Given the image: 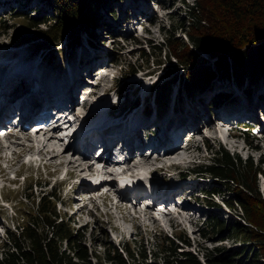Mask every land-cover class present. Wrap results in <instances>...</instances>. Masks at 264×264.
Masks as SVG:
<instances>
[{"label": "rangeland", "instance_id": "rangeland-1", "mask_svg": "<svg viewBox=\"0 0 264 264\" xmlns=\"http://www.w3.org/2000/svg\"><path fill=\"white\" fill-rule=\"evenodd\" d=\"M44 1L9 0L8 3L2 5L0 8V61L10 66L15 65V69H25V67L30 66V62L35 59L39 60V57H41L45 58V60L37 63L41 65L42 69L49 70L47 66H50L51 68H56L53 73L57 74V76L65 75L66 63H71V65L76 67L78 59L76 50L70 48L69 34H63L57 40V45L49 42L51 50L47 46V48H41L43 45L38 46L35 41L24 44L17 41L24 34H39L40 28L49 27L50 23L55 22L53 20L50 21L51 17L56 16L55 9H52L50 4H45ZM138 1L142 3L143 7L145 6V9H149L154 17L147 20L143 19L144 23L140 22L138 18H134L132 33L126 30L129 27L131 29V20L125 22L122 19L125 14L123 7L126 5V0H106L103 2L96 18L97 22L89 24V27L95 33L94 38L90 36L89 32L82 31L80 33L81 48L78 51L86 53L91 49V56L97 58L96 61H91L96 62L97 65L93 68V74L86 76L84 83L86 88L82 89L81 92L79 91L77 94V99H79L75 103L76 108L71 110L73 117L82 122L86 121V123H89V121H96L103 117L105 109L102 106H105L106 99L100 100L99 97L101 92L108 90L109 87L113 89L111 94H109L110 97H114L115 91L121 89V94L126 95V92L128 93L126 97L128 103L139 98L141 106H148L150 101H146L144 105L142 95L148 91L151 80H154L146 78L144 75L150 71L155 72L158 69H167V71L164 70L165 74H162L159 79L161 82L158 85L164 84L168 80L174 81L172 86L174 89H180L178 95L181 92V84L185 80L186 71L183 64H179L177 58L173 56L170 45L169 47L167 46V39L181 38L189 42L186 34L187 28L183 24L189 19L188 9L195 0ZM132 3L134 5V2ZM129 5H131V1ZM131 11L128 10V13L131 14ZM31 18L33 21L47 19L48 22L39 23L35 27L28 29L26 24ZM125 23L127 25H124ZM185 23L188 24V21ZM144 26L147 29L144 30ZM70 28L68 31H70ZM90 38L93 40L91 41ZM87 39L94 44L89 45L86 42ZM41 52L42 54L40 55ZM201 54L208 57L205 52ZM30 57L33 60L28 61ZM208 58H211L209 60L211 67L216 68V75L210 79L211 81H209L207 86L204 88L200 87L201 89L194 91L195 94L193 95L195 97L186 98L188 104L191 105V108H186L191 111L189 116L193 119H189L190 121L187 120L188 118L184 119L191 125H195L198 120L199 123L198 127L195 126V134H187L184 138L183 146L189 145L190 149H183L180 154H177L178 156H175L177 160H181L183 156H188L193 161L181 164L179 167L175 166L170 171L168 167L171 159L156 160V155L153 154L142 169H139L140 167L134 168V170L124 174L129 178L130 183L140 186L139 193L132 192L130 189H126L121 193V188L117 184V175L114 174L112 166L103 169L95 160L85 159V162L79 168L74 169V163L69 164L65 161L66 158L73 157V160H82L83 158L78 152L73 156V148L69 146V136L66 138L62 137L63 132L60 131L62 127L48 132L47 135L45 134L46 132L40 131L37 136L35 132L31 134L29 128L26 130L27 132L17 128L14 132L18 135L21 134V138L5 137L3 142L9 144L10 147L8 150L5 149L3 153L0 152V251L3 249V242L7 239L8 230H16L18 222L23 221L21 217L25 211L36 208L41 196L53 192L57 195L59 213L67 220L73 221V228L79 229L85 234L83 243L86 244L89 252L94 251L104 255L106 249L104 244L111 247L113 245L119 247L127 241L132 247L140 246V249L146 248L148 255L151 256V249H156L158 243L172 236L168 222L170 215L164 216L163 222H158L152 216V210H144L145 202L142 203L140 201L144 200L147 197L146 194L149 193H153L158 198H168L170 195L169 187L176 184L174 187L176 189L178 187V189L176 195L170 201L171 206H177L178 209L187 208V210L196 211V215L190 217V219H184L183 213L176 217V219H184L185 221L183 225L173 226L176 231L175 234L189 239L191 243L190 245L180 244L185 249L198 253L202 260H205L202 253L205 247L214 248L218 246L225 251L230 250V252L241 249L242 245H244L243 242L228 237V228L233 224V219L246 223L238 215V211H241L242 208L238 206L237 210H235L225 202L226 199L232 198L233 191L222 187L221 194L217 193L202 200V196L197 195L198 191L202 190L203 193H206L205 190L214 189L215 185H217L216 180L202 174H190L188 177L183 178L180 177V172L185 175L189 174L188 168H192L195 163L203 164L209 162L212 150H209L208 146L218 149L222 145L244 159L252 157L255 162H259L264 157V140L255 139V142L251 144L250 141L244 139V134L238 128L227 124L225 120H218L219 115H217V112L225 104H228L230 99L227 96L233 95V97L239 96L246 104L255 102L254 104L258 105L256 107L257 114L252 109L253 106H248L249 109L247 108L246 112H254L259 120L263 122L264 74L257 78L254 83H249V79L246 78L242 87L231 76V73L228 78L217 69L215 58ZM47 60H50L49 64ZM87 60H90V58H87ZM85 65H88L86 61L82 63V71L79 74L82 75ZM4 67L6 71L10 69L9 66ZM4 67L2 70H4ZM98 67L101 68L97 70ZM160 70L159 73L161 72ZM140 87L142 91H138ZM124 89L126 91H123ZM89 91L93 92L88 95ZM132 92L135 94L132 95ZM136 92H140L142 95L138 96ZM182 94L183 98H185L186 93L183 92ZM104 96L106 97V95ZM151 98H154L153 94ZM165 98L167 101V96ZM112 100L110 99L111 102H113ZM92 104L93 106L98 105L99 109L100 104H103L101 106L102 115L99 114V111L96 112L97 114L94 113L91 107ZM90 107L92 110L87 116V111ZM148 107L153 108L151 106ZM209 123L211 127H208ZM230 127L233 128L238 137L231 134ZM24 134H31L32 140H26ZM44 136L48 138L54 136L51 140L52 142L48 143L47 149L43 151L37 149L26 150L23 153L27 155L28 160L32 158L37 164L41 162L44 167L41 166L39 170H37V164L35 167L31 161L29 164H24L22 163V156L12 153L15 149H25L28 144H33L36 147L38 144L42 146L43 141L41 140ZM51 146L54 148L48 149ZM67 147H69V151L66 153V158L56 155L53 157V154L57 153L59 149L64 150ZM4 154L8 155V159L3 157ZM98 154L99 152L96 150V156ZM96 156L95 158H97ZM145 156H149V151L145 153ZM137 157L142 156L137 155ZM168 158H172V156ZM137 160L138 158L135 161ZM124 165L127 166L128 164ZM157 167L160 169L155 171ZM73 170L74 172L70 173ZM67 172L68 174H66ZM139 172L141 173V178H139V183H136L138 177L135 176ZM17 174H19V177H16L18 179H14ZM133 175L132 182L131 177ZM88 177H93L94 180L90 181ZM258 179L259 187L264 192V175L259 174ZM97 180H103V182L97 184L95 183ZM149 180L151 185H149ZM200 180L201 182L198 183ZM178 197L180 199L179 202H184L186 199L185 201H190L192 205L197 206L199 209L182 205L179 202L176 203ZM83 198L86 199L83 200ZM87 199L91 202L90 207H93V209L90 212L87 209H78L87 202ZM96 202L101 204V208H97ZM185 214L191 215L189 211L185 212ZM200 214L201 222L197 224L196 218ZM214 217L224 222V227L221 230L216 228L217 232L213 231L211 227ZM176 241L178 242V240ZM245 255L244 253L241 257H245ZM139 259L142 260L141 257ZM93 260L96 261V258H93Z\"/></svg>", "mask_w": 264, "mask_h": 264}, {"label": "trees", "instance_id": "trees-1", "mask_svg": "<svg viewBox=\"0 0 264 264\" xmlns=\"http://www.w3.org/2000/svg\"><path fill=\"white\" fill-rule=\"evenodd\" d=\"M104 1L48 0L56 11L50 21L55 22L40 28L39 34H24L17 41L42 37L57 42L67 33L77 43L82 31L94 38L89 24L97 22ZM188 11V24L185 21L183 26L187 28L189 42L168 38L167 46L184 66L183 84L190 94L207 86L216 75L208 57L215 58L217 69L228 78L231 73L242 87L246 78L254 83L264 74V0H195ZM46 21L31 18L26 25L30 29ZM171 82L159 86L160 102L168 94ZM255 139L248 136L252 144ZM208 148L212 150L210 161L190 172L216 180L213 192L221 193L222 187L233 191L232 198L225 202L235 210L240 206L238 215L246 223L233 219L228 237L243 242L241 249L230 252L218 246L205 247L201 250L205 258L202 260L198 253L180 244L190 245L189 239L176 236L158 243L156 249L150 250L151 256L146 248L132 247L127 241L119 247L104 244V255L89 252L83 243L85 234L59 213L57 195L49 192L40 197L36 208L25 211L15 231L8 230L0 251V264H264V192L258 183V175H264V157L255 162L252 157L244 159L222 145L218 149ZM211 227L217 232L216 228L221 230L224 222L214 217ZM244 253L245 257H241Z\"/></svg>", "mask_w": 264, "mask_h": 264}, {"label": "bare ground", "instance_id": "bare-ground-1", "mask_svg": "<svg viewBox=\"0 0 264 264\" xmlns=\"http://www.w3.org/2000/svg\"><path fill=\"white\" fill-rule=\"evenodd\" d=\"M130 1H131V5H129ZM132 2H134L135 7H133ZM44 3L47 4V1H44ZM125 3H126L125 6L132 7L131 14H129L126 8L123 7L125 10V14L124 16H122L123 17L122 19H124L125 22H129L130 20L134 19L135 15L136 17L140 19V22L143 19L147 20V19L154 17L152 12L149 9H145V6L143 7L142 3L139 2L138 0H128V1L126 0ZM142 22L144 23V21ZM124 25H127V24L125 23ZM132 26H133V22L131 23V29L128 26L129 28H127L126 30H128V32L131 31L132 33V30H133ZM144 29H147V28L145 27ZM72 38L73 37L69 38L70 48L78 47L79 43H81V35L79 37V42L77 43H75V41L73 42ZM31 41H35L38 46L39 45L42 46L41 44L44 42H47V44L49 45H50L49 42H52L54 45L56 44V42H54L53 40H46L42 37L33 38L31 40H25L21 42V44L29 43ZM86 42L88 43V39ZM49 45L44 44L41 48L44 49V47L47 46L51 50L52 48ZM80 46L77 49H75L76 54L78 56L76 67L74 65H71V63L69 64L66 63L65 75L57 76V74L53 73V71H55L56 68H53V67L51 68L50 66H47V65L46 66L49 67V70L42 69L41 65L37 63V62H42L43 60H45V58H41V57H39V60L38 59L33 60L30 57L28 61L29 60H33V61L30 62V66L25 67V69L16 68L17 69L16 70L14 68L15 65L10 66V65H7V63H3L4 66H9L10 69H8L6 73H2V79H3L2 83L4 86V92L2 93V96H0V108H11V107L15 108V111L18 112V115H21L20 125L22 127L21 129L22 131L27 132L26 126H27L28 121L30 122L34 117L36 118L37 108H36L35 102L37 101H43L45 99H48V97H51L53 95H58L57 101L60 102V105H64L66 107L65 111H62L63 114H66L68 111H70L71 113V110L76 108L75 103L79 99V98L77 99V94L81 86L85 83L86 76H91L93 74L94 66L97 65L96 62H91V61H96L97 59L96 57L91 56L90 54L91 49H89L86 53H80L78 51V49L81 48ZM41 54L42 52L40 53V55ZM87 58H90L89 60L90 62L88 63V65L84 66L83 72L81 75L79 74V72L82 71L81 65L83 62H85V60H87ZM3 61H6V60H3ZM49 61L50 60H47L48 64H49ZM3 67H2V64L0 63V68L3 69ZM159 70L160 69L156 70L152 74L151 72H147L146 74H144L146 78L154 79L153 81L151 80L149 89L148 91L145 92L144 95H142L140 92L139 93L136 92L138 96L142 95L144 105L146 104V101L149 100L150 104H148V106H151L153 108H150L147 105L141 106L140 105L141 101H139L138 97H137L138 99L136 100L134 99L135 101L132 100L136 105H138L137 107L133 108L131 106H128L125 108H120L122 104L121 100L119 101V103L111 102L109 97H107V96H110L109 94H111V89L109 88L108 90L102 91L99 97L100 100L106 99L104 105L108 107L106 109L105 106H102L103 104H100V108L102 106L104 107L103 109L105 110L103 113V117H100L98 123L96 124L97 128L95 129L93 133V137H96L97 140H93L92 136H89V137H86L84 140L83 138L79 139L80 142H79V145H77L76 138L74 140V135H72L71 136L72 138L70 139L71 141L69 143V146L73 148L74 150L73 156H75L76 154L75 152L77 150H80V148H83L85 149V151H88L94 154L97 146L103 147L104 148V152H103L104 158L107 159V161L105 162V165L103 166V169L109 168L111 165L115 163L114 158H113L115 151H118L121 155L127 156V158L125 157L126 161L124 164H128V165L127 166L124 164L122 166L115 165V166H121L122 168L120 167V173L118 171H113L114 174L117 175L116 177L118 180L117 184L121 188L120 190L121 193H123L124 190H126L127 188H129L132 192H136V190L140 189V186L130 183L131 181L124 174L126 172L134 170V168L140 167L139 169H142L143 166L149 162L152 154L150 156H145L144 155L145 151L149 149H153L154 152L159 153L168 144L176 143L177 147L175 149H173L169 153H165V154L159 153L158 157H156V160H162L164 158H168L169 156H172L171 159H175L176 158L175 156L177 154H180L182 151V145L184 143L185 136L187 134H195L194 133L195 126L198 127L199 120L195 125H191L190 123H187V120L193 119L189 116L191 111L187 110V108L188 109L191 108V105L188 104L187 101H184L180 103L179 105L173 104L171 102V104L168 105V103L170 102V98H171V96L169 95V98L167 99L168 101H166L164 107L160 108L157 102L155 101V99L151 98V95L153 94L152 92H154V88L161 81L159 79L161 78L162 74L163 75L165 74L164 72L165 69L162 68L160 70L161 71L160 73H159ZM4 71H6L5 67H4ZM165 71H167V69ZM144 75L142 76L144 77ZM153 75L154 76L157 75V76L153 78L154 77ZM181 88H182V84H181ZM123 91H126V89H124ZM138 91H142L141 87H140V90ZM89 92L90 93L88 95H90L91 92L93 91H89ZM120 92H121V89H118L117 93L119 96L127 97L128 95L127 92H126V95L121 94ZM185 93L186 95L188 94L187 92ZM131 94L134 95L135 93L132 92ZM104 95H106V97ZM227 98L230 99L228 100V104H225L217 112V115H219L218 120L222 121L223 117L226 116L227 114L236 115L235 111L242 113L243 115V113L246 112V109L247 108L249 109L248 106H253L252 109H254L255 113L257 114L256 107H258V105H255L254 104L255 102L252 104L251 103L246 104L244 103L245 101L243 99L239 98V96L233 97V95L227 96ZM204 101L206 102V100ZM44 103L49 106V109L55 108L57 106L56 105L57 102L55 101H44ZM182 104H184L185 106ZM41 106H44V105L42 104ZM91 107L93 109L95 108L99 109L98 105L93 106L92 104ZM147 111L150 113L148 114ZM255 113L252 112V114L256 115ZM99 114H101V109H99ZM175 114H178V115H175ZM66 118H67V115H66ZM184 118H188V119L185 120ZM69 122H70V119H68V123ZM55 126L56 127L53 128L54 130L59 128L58 123H56ZM208 127H211L210 123L208 124ZM40 131H43V129L37 131L36 136L37 134L40 133ZM145 132H148V133L144 136L143 133ZM45 134L47 135V132ZM103 134H106V137H103ZM7 135L8 137L21 138V134H19L17 137V135L14 132L13 133L11 132ZM45 136L41 140L43 141L42 146H39L38 144L36 147L33 144L32 145L25 144L27 145V147L23 150H20L19 154L20 155L23 154L24 151L26 150L37 149L39 151H43L47 149L48 143H50V141L52 140L54 136H51L49 138ZM24 138L26 140H32L31 135L29 134L28 135L24 134ZM51 148L53 149L54 147L51 146L48 149H51ZM187 148H188L187 150H189L190 146L188 145ZM68 149L69 147L65 148L64 150L59 149L57 153L53 154V157L56 155L62 158L64 157L66 158V153L69 151ZM137 155H141L142 157H137ZM72 158L73 157L66 158L65 161L68 162L69 164L74 163L73 164L74 169L79 168L85 162V159H87V158H83L82 160L81 159L73 160ZM137 158L138 160L135 161ZM133 162L135 163L133 164ZM170 162L172 165V162H177V161L171 160ZM158 169L160 168L159 167L155 168V171H158ZM70 172L73 173L74 170ZM136 177H138L136 183L137 182L139 183L140 181L139 178H141V173L139 172L138 174H136ZM88 179L90 181L94 180L93 177H88ZM157 180L159 181V179ZM163 180H165V178H163ZM132 182H133V179H132ZM200 182L201 180L198 183ZM176 185H172L171 187H169L170 195L166 200L171 201V199H173V197L176 195V191L178 189V187L177 189L174 187ZM185 200L182 205H186V206L192 205L190 201H185ZM145 201H146L145 199L144 200L142 199L140 202L143 203ZM147 208L148 207L145 206L144 210H146ZM174 208H175L174 210L175 215H179L183 213L182 216H184V219L185 218L190 219V217L185 214V212L189 211L187 210V208L178 209L177 206H175ZM168 214L169 212L168 213L166 212L165 214L163 213V217L167 216ZM162 219L164 220V218Z\"/></svg>", "mask_w": 264, "mask_h": 264}]
</instances>
